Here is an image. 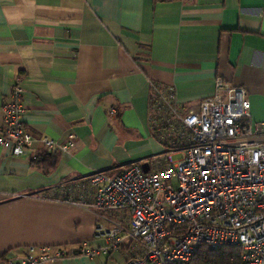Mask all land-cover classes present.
<instances>
[{
    "label": "crops",
    "instance_id": "0c3cea01",
    "mask_svg": "<svg viewBox=\"0 0 264 264\" xmlns=\"http://www.w3.org/2000/svg\"><path fill=\"white\" fill-rule=\"evenodd\" d=\"M218 79L244 89L264 122V0H0V124L19 85L35 138L22 155L0 146V257L84 246L97 253L46 264H125V250L100 252L108 214L70 185L167 151L152 129L153 87L188 112ZM71 134L77 150L58 153L49 174L32 166L42 137Z\"/></svg>",
    "mask_w": 264,
    "mask_h": 264
},
{
    "label": "built area",
    "instance_id": "2783aa9c",
    "mask_svg": "<svg viewBox=\"0 0 264 264\" xmlns=\"http://www.w3.org/2000/svg\"><path fill=\"white\" fill-rule=\"evenodd\" d=\"M155 91L158 104H170L178 119L181 147L153 156L148 172L135 163L70 185V191L80 192V203L108 214L111 226L98 227L108 240L100 252L124 248L125 264H194L204 246L236 247L241 264H264V122L252 121L246 91L218 79L215 93L198 110L184 113L172 92ZM23 101L24 91L13 86L0 124V146L12 145L15 155L24 154L35 140L22 123ZM40 142L54 155L78 148L76 134L64 142L47 137ZM179 152L182 158L174 161ZM96 253L84 246H32L0 264H46Z\"/></svg>",
    "mask_w": 264,
    "mask_h": 264
},
{
    "label": "trees",
    "instance_id": "16d2710c",
    "mask_svg": "<svg viewBox=\"0 0 264 264\" xmlns=\"http://www.w3.org/2000/svg\"><path fill=\"white\" fill-rule=\"evenodd\" d=\"M152 90L150 118L153 132L167 150L179 148L181 147L179 135L182 130L178 127V119L174 116L170 108V104H158L159 100L155 87H153ZM178 109L180 110L179 113L185 112L183 110L184 107L179 106ZM118 115L119 114L117 113V116ZM57 163L58 155L51 154L47 151L38 153L31 159L32 166L40 169L45 174H49L56 167ZM43 192L45 191H39V193ZM65 197L66 199H69L68 196ZM99 211L102 212V210ZM122 250H124V248ZM0 260H5V257H0ZM194 264H241V251L236 247L210 249L204 246L200 248L199 252L195 256Z\"/></svg>",
    "mask_w": 264,
    "mask_h": 264
},
{
    "label": "rangeland",
    "instance_id": "374dc122",
    "mask_svg": "<svg viewBox=\"0 0 264 264\" xmlns=\"http://www.w3.org/2000/svg\"><path fill=\"white\" fill-rule=\"evenodd\" d=\"M182 156H183L182 152L175 153V154H173V160L178 161L182 158Z\"/></svg>",
    "mask_w": 264,
    "mask_h": 264
},
{
    "label": "water",
    "instance_id": "95a60500",
    "mask_svg": "<svg viewBox=\"0 0 264 264\" xmlns=\"http://www.w3.org/2000/svg\"><path fill=\"white\" fill-rule=\"evenodd\" d=\"M143 169L145 172H148V164L147 163L143 164Z\"/></svg>",
    "mask_w": 264,
    "mask_h": 264
}]
</instances>
